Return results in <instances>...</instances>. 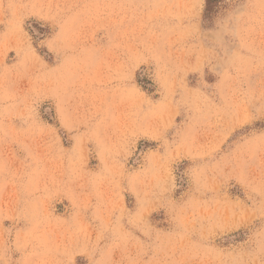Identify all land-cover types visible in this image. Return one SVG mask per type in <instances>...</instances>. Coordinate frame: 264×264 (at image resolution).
<instances>
[{
    "label": "rangeland",
    "instance_id": "rangeland-1",
    "mask_svg": "<svg viewBox=\"0 0 264 264\" xmlns=\"http://www.w3.org/2000/svg\"><path fill=\"white\" fill-rule=\"evenodd\" d=\"M0 264H264V0H0Z\"/></svg>",
    "mask_w": 264,
    "mask_h": 264
},
{
    "label": "trees",
    "instance_id": "trees-1",
    "mask_svg": "<svg viewBox=\"0 0 264 264\" xmlns=\"http://www.w3.org/2000/svg\"><path fill=\"white\" fill-rule=\"evenodd\" d=\"M211 0H205V4H206V10H208V6L210 5Z\"/></svg>",
    "mask_w": 264,
    "mask_h": 264
}]
</instances>
